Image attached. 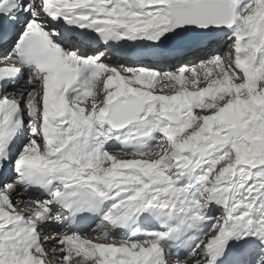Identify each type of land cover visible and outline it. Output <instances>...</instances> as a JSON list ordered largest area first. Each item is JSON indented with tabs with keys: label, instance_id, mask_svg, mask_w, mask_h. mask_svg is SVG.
Listing matches in <instances>:
<instances>
[{
	"label": "snow or ice",
	"instance_id": "1",
	"mask_svg": "<svg viewBox=\"0 0 264 264\" xmlns=\"http://www.w3.org/2000/svg\"><path fill=\"white\" fill-rule=\"evenodd\" d=\"M0 264H264V0H0Z\"/></svg>",
	"mask_w": 264,
	"mask_h": 264
},
{
	"label": "bare ground",
	"instance_id": "2",
	"mask_svg": "<svg viewBox=\"0 0 264 264\" xmlns=\"http://www.w3.org/2000/svg\"><path fill=\"white\" fill-rule=\"evenodd\" d=\"M109 59H120V58H119V56H116V57H110ZM123 59L126 60L128 63H131V64L135 63L134 59L129 58V57H124Z\"/></svg>",
	"mask_w": 264,
	"mask_h": 264
}]
</instances>
